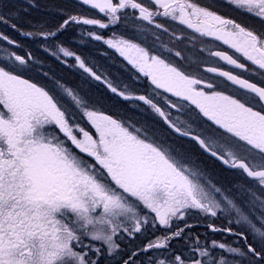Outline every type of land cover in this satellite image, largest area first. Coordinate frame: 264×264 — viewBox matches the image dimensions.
Instances as JSON below:
<instances>
[{
  "label": "snow or ice",
  "instance_id": "snow-or-ice-1",
  "mask_svg": "<svg viewBox=\"0 0 264 264\" xmlns=\"http://www.w3.org/2000/svg\"><path fill=\"white\" fill-rule=\"evenodd\" d=\"M226 2L260 30L193 0H76L80 10L58 9L55 25L27 29L19 12H0V24L43 53L0 30V264H264V0ZM130 18L158 30L151 44L96 31ZM71 25L80 26V43L119 53L130 81L60 42ZM176 41L199 43L195 68ZM47 57L77 69L82 86L57 77ZM94 82L141 118L103 110V97L86 90ZM174 137L242 182L220 184ZM194 216L223 219L206 227L234 241L202 239L191 231Z\"/></svg>",
  "mask_w": 264,
  "mask_h": 264
},
{
  "label": "flooded vegetation",
  "instance_id": "flooded-vegetation-1",
  "mask_svg": "<svg viewBox=\"0 0 264 264\" xmlns=\"http://www.w3.org/2000/svg\"><path fill=\"white\" fill-rule=\"evenodd\" d=\"M33 2H35L38 7H30L29 0H0V12H3L6 15L10 14L12 16H15L16 13L19 12L18 22L21 23L25 29H27L29 24L43 23L55 25L56 23L60 22L63 17L58 9L67 10L68 12H75L80 10L77 8L76 0H33ZM193 2H197L201 6H207L209 10L215 11L226 18L235 19L238 23H241L242 26L260 30L261 26L259 27L257 25L259 23L254 18L245 15L242 11L237 10L234 6L227 3L226 0H193ZM82 11H84L90 17L103 19V17L99 16V14L93 10L83 9ZM133 28L137 29L135 33H133L132 31ZM2 31L12 35L15 39L20 41L26 49L36 51L37 55H43L39 42L29 38H25L18 33L13 32L11 29ZM79 31L80 26L71 25L60 36V42L64 43L65 46L70 47L72 50L77 51L82 56L92 60L101 72L106 73L113 80L129 82L131 77L130 68L127 65L126 61H124V59L119 56V53H117L114 49H110L102 41H94L86 38L83 43H80L78 35ZM96 31L101 32L106 37L109 36L112 32H116L117 35L123 34L125 37L136 35L142 39H145L146 43L151 44L153 42L152 33L158 30H155L151 26L147 25V22L130 18L126 22V25H119L115 28H109L105 30L96 29ZM176 31L178 34H188V32L184 31L183 26H178L176 28ZM160 35L161 40L164 43H169L168 35L162 33ZM173 43L174 50H180L181 52L190 50L187 48V46H185L186 44H188V41H176ZM169 46H173V44H170ZM193 46L198 49V46L200 45L195 44ZM192 52L193 51L191 50V53ZM198 53L199 51L194 52L195 55H198ZM69 63L71 64L72 61L69 60ZM47 65L51 67L57 77L62 78L70 85L82 86V81L80 80L79 72L77 69L69 68L61 64L54 57H47ZM192 67L195 68L196 66ZM230 70L234 71L237 74L240 73V71L234 69ZM244 75L247 77L248 74L244 73ZM252 79L254 81L256 80L255 77H252ZM94 83L95 88L89 87L86 90L90 95H93L94 97H103V110L109 112L110 114L129 116L133 119L141 118L140 115L135 110H133L128 103L123 102L120 98L115 97L113 94H110L107 89L99 82ZM140 90L142 91L143 89L140 88ZM173 139L178 145H181L185 151L193 156L196 161H200L207 167L212 168L213 172L217 174V177L221 178L222 185L231 187L237 182H242L235 172L223 167L218 161L203 153L195 145L194 142L178 137H174ZM189 222L196 225L192 228L191 231L193 233H199L202 239L204 235H207L209 239H215L217 241L233 242L235 239L231 235L209 232L206 227V224L208 222L206 220H203L202 218L198 219L194 216L190 219ZM212 222H214L218 227L225 225V221L223 219H216ZM125 243L127 247L135 248L137 245L143 243V239L140 238L134 242L126 241Z\"/></svg>",
  "mask_w": 264,
  "mask_h": 264
},
{
  "label": "rangeland",
  "instance_id": "rangeland-1",
  "mask_svg": "<svg viewBox=\"0 0 264 264\" xmlns=\"http://www.w3.org/2000/svg\"><path fill=\"white\" fill-rule=\"evenodd\" d=\"M185 43H186V42H185ZM197 44H199V43H197ZM183 46H184V45H183ZM185 46H187V48L190 49V50H188V51H182V52H181V53H182V56L185 57V61H184V63L187 64V65L190 64L191 66H196V65H197V62L200 60L199 58H201V54H199V53H198V55H195V54H194V52H198V49H196V48L193 46V44H190V43L188 42V44H186ZM198 47H200V46H198ZM191 50L193 51L192 53H191ZM190 53H191V54H190ZM189 155H190V154H189ZM190 157H191L193 163L198 164V165H199L201 168H203V169H206V170H207V171L213 176V178H214L216 181H219V183L222 184V182H221V178L217 177V174L213 172L212 168L207 167L204 163H202V162H200V161H196V160L193 158V156L190 155ZM203 220H205V219H203ZM206 221H207V220H206ZM207 222L209 223V222H212V221H207Z\"/></svg>",
  "mask_w": 264,
  "mask_h": 264
}]
</instances>
